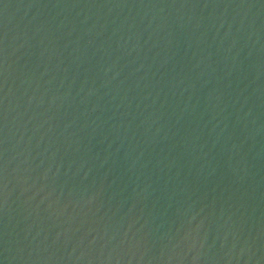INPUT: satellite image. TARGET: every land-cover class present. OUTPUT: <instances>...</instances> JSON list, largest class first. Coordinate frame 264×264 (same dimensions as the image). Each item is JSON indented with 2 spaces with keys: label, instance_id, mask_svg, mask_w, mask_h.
<instances>
[{
  "label": "water",
  "instance_id": "95a60500",
  "mask_svg": "<svg viewBox=\"0 0 264 264\" xmlns=\"http://www.w3.org/2000/svg\"><path fill=\"white\" fill-rule=\"evenodd\" d=\"M0 264H264V0H0Z\"/></svg>",
  "mask_w": 264,
  "mask_h": 264
}]
</instances>
